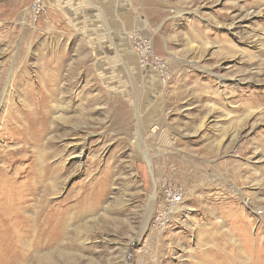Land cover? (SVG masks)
<instances>
[{"label": "rangeland", "instance_id": "1", "mask_svg": "<svg viewBox=\"0 0 264 264\" xmlns=\"http://www.w3.org/2000/svg\"><path fill=\"white\" fill-rule=\"evenodd\" d=\"M263 114L264 0H0V264H250Z\"/></svg>", "mask_w": 264, "mask_h": 264}, {"label": "bare ground", "instance_id": "2", "mask_svg": "<svg viewBox=\"0 0 264 264\" xmlns=\"http://www.w3.org/2000/svg\"><path fill=\"white\" fill-rule=\"evenodd\" d=\"M139 37V36H138ZM149 55V54H148ZM145 56V55H144ZM146 57V56H145ZM152 68V67H151ZM24 77V76H23ZM17 78H19V77H17ZM27 81V80H26ZM19 83V82H18ZM21 83V82H20ZM19 83V84H20ZM22 83H23V81H22ZM19 84H17L16 83V85H17V87L19 86ZM24 84V83H23ZM22 84V85H23ZM39 84V83H38ZM56 85H57V83L55 82V83H49V76H44L43 77V81H42V83H41V85H37V87L39 88H37L39 91H41V93H42V95H39L38 96V99H34V104L36 105V106H38V107H36L35 105V107L36 108H32V109H30L29 111H30V113H29V115L31 114V116L32 115H36L39 111L41 112V114L43 113L44 114V112L46 113V111H50L51 110V106H53L54 105V100H55V98H54V96L56 97V94H57V89L56 88H49V87H56ZM13 86V85H12ZM163 86V85H162ZM10 88V87H9ZM21 88V87H20ZM28 88V87H27ZM32 88V87H31ZM8 89V88H7ZM35 89V88H34ZM13 90H15V89H13ZM17 90V89H16ZM32 91V90H31ZM13 92V91H12ZM34 93V92H33ZM9 97V96H8ZM33 102H31V103H33ZM21 104V103H20ZM33 105V104H32ZM9 107H11V106H9ZM10 109V108H9ZM27 109V108H26ZM46 110V111H45ZM13 111V110H12ZM28 110H24V112H27ZM5 112V111H4ZM11 112V111H10ZM23 112V113H24ZM39 112V113H40ZM9 113V112H8ZM13 113V112H12ZM21 113V112H20ZM28 113V112H27ZM252 113H253V111H252ZM41 115V118H42V120H45V115ZM8 115V114H7ZM10 115H12V114H10ZM17 115H19V114H17ZM21 115V117H24L23 116V114H20ZM26 115H28V114H26ZM39 115V114H38ZM264 115V114H263ZM262 116V115H261ZM17 117V116H16ZM29 118V117H28ZM258 118H260V117H258ZM4 119V118H3ZM30 119V118H29ZM39 119V118H38ZM41 120V121H42ZM3 122H5V121H3ZM15 122V121H14ZM23 122H25V121H23ZM27 124V123H26ZM13 125L15 126V124L13 123ZM20 126V125H19ZM16 127V126H15ZM2 128H4V127H2ZM25 128V127H24ZM24 128H22V129H24ZM7 129V128H6ZM16 129V128H15ZM17 129H18V127H17ZM22 129H18V130H22ZM5 132V131H4ZM7 132V131H6ZM1 133V132H0ZM8 133H9V131H8ZM5 135V134H4ZM4 137V136H3ZM5 138V137H4ZM1 140V139H0ZM16 153V152H15ZM156 187V186H155ZM156 196V191H154L153 192V194H152V196H151V198L152 199H154V197ZM176 200H178V202L181 200V198H178V199H174V201H176ZM22 203H20V205H21ZM20 205H18V206H15L16 207V216L18 217V218H21L20 217V212L21 211H24L25 210V208H21L20 207ZM171 207L169 208V209H165V208H163V210H161L160 211V213H166L167 215L166 216H164V218L162 219V221L164 222L165 221V219L168 217V216H172V215H174L175 214V212H177L178 210H179V203H175V202H173V203H170L169 204ZM1 213V212H0ZM2 215V214H1ZM4 217V216H3ZM46 219H43V220H38V222H37V220H31L29 223H28V221L29 220H27V221H25L27 224H28V226H29V228H35V226L36 225H38L39 226V228L41 229H44V227H46V225H47V221H45ZM167 220V219H166ZM49 221V220H48ZM37 222V223H36ZM59 226H60V219L59 220H56V223H55V225H54V227L53 228H59ZM34 232L36 233V231L34 230ZM264 237V236H263ZM251 239V238H250ZM260 240V242H259V245H257L258 247L257 248H254V249H252V247H251V250L249 249L248 250V252H250V255H249V260L251 259V263L250 264H264V257L263 256H260L259 254H258V252H259V250L258 249H260L261 247H263L264 246V238H260L259 239ZM245 242H247L249 245L248 246H250V240L249 239H246L245 240ZM254 244H256V242L255 241H253V245ZM247 245V244H246ZM245 245V246H246ZM252 245V246H253ZM247 251V250H246Z\"/></svg>", "mask_w": 264, "mask_h": 264}, {"label": "built area", "instance_id": "3", "mask_svg": "<svg viewBox=\"0 0 264 264\" xmlns=\"http://www.w3.org/2000/svg\"><path fill=\"white\" fill-rule=\"evenodd\" d=\"M180 198V196H175V197H173V201H174V199H178V198ZM178 200H176V201H174V202H177Z\"/></svg>", "mask_w": 264, "mask_h": 264}]
</instances>
